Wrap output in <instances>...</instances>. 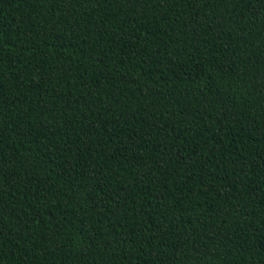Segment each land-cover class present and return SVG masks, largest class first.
<instances>
[{"label":"trees","instance_id":"16d2710c","mask_svg":"<svg viewBox=\"0 0 264 264\" xmlns=\"http://www.w3.org/2000/svg\"><path fill=\"white\" fill-rule=\"evenodd\" d=\"M0 264H264V0H0Z\"/></svg>","mask_w":264,"mask_h":264}]
</instances>
